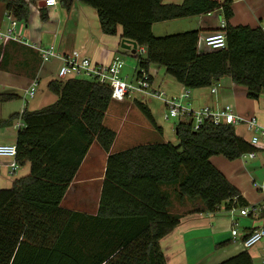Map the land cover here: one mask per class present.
Wrapping results in <instances>:
<instances>
[{
    "label": "trees",
    "instance_id": "trees-1",
    "mask_svg": "<svg viewBox=\"0 0 264 264\" xmlns=\"http://www.w3.org/2000/svg\"><path fill=\"white\" fill-rule=\"evenodd\" d=\"M74 1L96 11L103 34L114 36L120 28L122 40L145 49L141 69L162 67L188 91L212 87L223 77L243 87L251 100H258L264 89V32L261 27H231L230 0L62 3L69 8ZM0 3L6 14L28 22L29 3ZM217 11L225 22L224 50L199 52L198 30L159 38L152 34L153 24ZM47 89L56 97L54 104L18 116L23 127L17 131L16 161L19 166L29 163L30 173L0 190V264H166L158 243L183 215L170 213V193L163 187L171 188L179 202L199 201L198 213L214 214L222 205L226 211L248 208L210 162L214 156L234 161L258 152L234 127L206 121L194 131L185 119L175 126L177 144L139 145L111 154L116 134L103 125L110 89L75 78L55 79ZM15 98L0 94L1 102ZM136 106L155 126L147 107ZM93 143L108 157L97 213L87 216L64 209L62 201ZM220 264H252V259L244 251Z\"/></svg>",
    "mask_w": 264,
    "mask_h": 264
},
{
    "label": "crops",
    "instance_id": "crops-1",
    "mask_svg": "<svg viewBox=\"0 0 264 264\" xmlns=\"http://www.w3.org/2000/svg\"><path fill=\"white\" fill-rule=\"evenodd\" d=\"M24 1L29 3L30 9L29 19L23 31L24 38L42 47L53 46L58 57L45 64L41 62L37 52L28 47L8 42L0 45V94L17 96L7 102L0 101V145L16 144L18 130L14 127V123L22 111H38L56 102V97L50 101L48 94L51 93L47 89V84L57 79V71L62 66L60 56L76 51L93 63L106 65L116 56L122 55L120 57H125L123 69L128 67L123 77L129 81L133 80L137 69L135 57H131V52L121 49V29L118 28L114 36L103 34L94 9L77 1L72 2L69 8L65 7L62 0H56V7H46L45 4L43 6L46 0ZM183 2L184 0H163V4L166 5H181ZM230 2L233 13L229 20L231 27L262 26L264 0H230ZM42 14L46 16V20L42 19ZM5 15V6L0 3V24L3 29L7 26ZM222 25H225L223 16L220 11H217L208 15L153 24L152 34L159 38L198 30L200 35H206L219 30ZM202 52L209 51L205 49ZM147 71L151 87L164 92L168 98L180 97L187 91L169 76L164 68L150 65ZM33 80H37V92L29 102H21L20 99L24 97H21V94L25 95V91ZM213 87L216 88L215 94L211 92ZM188 92L187 107L192 111L206 108L219 109L228 104L240 117L255 118L258 124L264 127V89L258 100H251L246 97L243 87L235 85L229 77H223L212 87ZM45 98L48 100L45 101ZM137 102L147 107L155 126L148 122L161 137L167 139L156 140L159 141L156 143H176L173 137L176 125L165 123L167 119L163 101L135 94L121 103L111 101L106 111L103 125L116 134L111 146V154L139 145L156 144L151 140L130 144L128 135L138 139L136 131L119 137L121 132L118 134V131L113 128L115 120L121 117H123L122 122H127V116L133 108L138 110ZM121 111L125 115L120 117ZM183 120L180 119V121ZM234 131L237 136L247 142L253 135V132L244 124L235 126ZM258 151H264V149ZM107 157L108 155L96 143L91 145L62 201L64 209L87 216L96 215ZM242 158L228 161L222 156H214L210 158V162L240 192L248 203V208L226 211L222 205L214 214L198 213L195 211L201 208L199 201L179 202L175 199L171 188H162L170 193V213L183 215L179 224L158 243L166 264H220L244 251L250 255L252 264H264V243L261 242L248 250L243 249L241 245V241L251 231L264 227V205L255 203L250 192L253 189L259 191V188L255 187L256 184L250 185V182L257 168H260L264 174V153L259 154L257 158L256 153L253 158H248L252 160L249 164L243 162ZM8 162V160H0V190L10 189L16 180L25 178L30 173V164L25 163L19 166L14 175H10ZM252 207L255 208L252 209ZM241 209H247L249 214L241 216L239 213ZM252 211H255V214H252ZM75 225L78 224L75 223ZM231 229L237 231L235 238L231 235Z\"/></svg>",
    "mask_w": 264,
    "mask_h": 264
},
{
    "label": "built area",
    "instance_id": "built-area-1",
    "mask_svg": "<svg viewBox=\"0 0 264 264\" xmlns=\"http://www.w3.org/2000/svg\"><path fill=\"white\" fill-rule=\"evenodd\" d=\"M56 0H46V7H56ZM5 20L7 26L3 29L0 24V45L3 43H16L21 46L28 47L37 52L42 63H49L58 55L53 46L42 47L37 44L28 42L24 36L23 31L25 24L18 22L12 16L6 14ZM225 25H222L219 30L206 34L199 35L197 40V50L202 52L208 51H220L226 47L225 33L222 31ZM264 32V23L261 26ZM146 55V51L142 47H136L135 60H136V72L133 80H128L122 77L121 72L124 67V61L122 57L116 56L109 64H96L90 59L82 56L79 52L73 51L69 55L60 56L62 60V66L57 71L56 77L59 80H65L69 77L75 79H87L95 81L100 85H104L110 89L111 101L124 102L127 98L133 97L135 94H142L158 100L163 101L165 106V117L167 120L173 119H188L192 121L193 130L196 131L206 121H211L214 125H228L238 126L244 124L248 130L253 132V135L249 141L250 145L257 149H264V127H261L255 118L244 119L235 113L234 108L231 105H224L219 109H202L200 111H192L189 107H186L182 102H188L189 92L185 91L180 97L168 98L162 91L154 90L151 87V80L148 71L140 68L139 63L141 58ZM38 87L37 80H33L28 89L25 91L23 102L25 103V96L33 98ZM212 94H215L216 88L211 90ZM23 104V108H24ZM24 111L21 112L22 115ZM14 127L19 130L23 127V124L18 117L14 123ZM17 151L15 145H0V160H8V169L10 175H14L18 170L19 165L16 161ZM255 153H250L244 157L253 158ZM241 216H247L249 212L247 209L240 210ZM255 214V211H252ZM231 235L233 238L237 236V231L231 229ZM264 239V227L257 228L251 231L242 241L241 245L243 249L248 250Z\"/></svg>",
    "mask_w": 264,
    "mask_h": 264
},
{
    "label": "rangeland",
    "instance_id": "rangeland-1",
    "mask_svg": "<svg viewBox=\"0 0 264 264\" xmlns=\"http://www.w3.org/2000/svg\"><path fill=\"white\" fill-rule=\"evenodd\" d=\"M120 56H122V55H120ZM124 58L122 57L123 61L125 60ZM127 70H128V67H126L125 69H122V72H121L122 77H123L124 73L127 72ZM48 95H49L50 101L55 99L54 95H52V94H48ZM23 96L24 95L21 94V97H23ZM30 99L31 98L25 96V102H29ZM22 100H23V98L20 99L21 102H22ZM47 100L48 99L45 98V101H47ZM188 103H189V101L188 102H182V104L186 107H187ZM47 104H51V103H47ZM124 113H125V111H124ZM122 115H125V114H123V111H121V113H119L120 117ZM121 118H123V117H121ZM121 118L119 120H115V123L113 125L114 126L113 128H115V131H118V134L121 132L119 137H121L122 135L128 134V133H131V131H133V132L136 131L138 133V139L128 135V138H129L128 142H130V144L133 142H147L149 140H151V142H155V143L159 142V141L167 140V139L161 137V135H159L156 132V130H154V128L150 125L148 120L142 115V113L135 108H133V110L128 114L127 122H125V123L122 122ZM178 122H179L178 120H173V119L165 120V123H169L172 125H176ZM129 128H130V130H129ZM169 134H171V132ZM172 134H173V132H172ZM173 137L176 139L175 134H173ZM156 140H159V141H156ZM174 144H177V140H176V143H174ZM261 153H264V151H258L256 153V158ZM242 161L249 164L250 161H252V160H250L248 158H242ZM253 183L256 184L255 187L259 188V191H258V189L251 188V189H253V190H250V192L252 194V198H254L255 203L258 202V204L264 205V174L262 173L260 168L256 169L255 175L252 177L250 185H252ZM262 243H264V239L262 240Z\"/></svg>",
    "mask_w": 264,
    "mask_h": 264
},
{
    "label": "water",
    "instance_id": "water-1",
    "mask_svg": "<svg viewBox=\"0 0 264 264\" xmlns=\"http://www.w3.org/2000/svg\"><path fill=\"white\" fill-rule=\"evenodd\" d=\"M44 4L45 3H43V6ZM136 47H137V44L135 42L126 41V40L121 41V49L130 51L132 55L135 54Z\"/></svg>",
    "mask_w": 264,
    "mask_h": 264
}]
</instances>
